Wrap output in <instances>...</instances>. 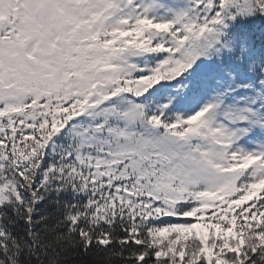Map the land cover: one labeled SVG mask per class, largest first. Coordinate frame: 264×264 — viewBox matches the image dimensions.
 Listing matches in <instances>:
<instances>
[{"label":"snow or ice","instance_id":"obj_1","mask_svg":"<svg viewBox=\"0 0 264 264\" xmlns=\"http://www.w3.org/2000/svg\"><path fill=\"white\" fill-rule=\"evenodd\" d=\"M0 264H264V0H0Z\"/></svg>","mask_w":264,"mask_h":264}]
</instances>
